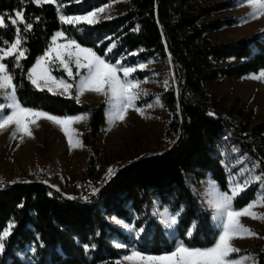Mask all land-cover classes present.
Masks as SVG:
<instances>
[{
    "label": "trees",
    "instance_id": "obj_1",
    "mask_svg": "<svg viewBox=\"0 0 264 264\" xmlns=\"http://www.w3.org/2000/svg\"><path fill=\"white\" fill-rule=\"evenodd\" d=\"M113 1L58 0L66 15L85 14ZM234 1L128 0L129 7L123 14L76 29L60 21L54 4L0 0V14L6 21L9 15L15 16L16 10H22L25 20L33 24L30 31H25L23 23L18 24L24 37L22 47L27 50L21 66L13 67L14 56L4 61L14 73L20 101L26 107L57 116L87 113L88 129L82 141L91 150V163L99 154L97 137L106 123L105 103L97 107L89 102L77 103L75 91L72 96L53 94L36 89L27 79L28 69L45 53L56 31H65L106 59L134 52L123 59L124 64L160 58L172 65L180 80L161 96L171 114L165 148L120 166L98 194L89 199L66 198L35 174L0 184V233L13 225L0 264H122L123 250L114 245L115 239L154 255L174 250L178 241L189 247L213 246L219 231L212 210L193 190L191 181L210 174L221 190L228 191V173L219 151L225 137L251 163L264 160V120L255 125L253 112L238 104L227 106L206 88L208 82L222 77H243L264 70V54H260L264 53V38L246 36L227 43L207 36L235 23L233 18L209 19ZM14 36L15 28L10 24L0 28V42H11ZM106 36L112 39L106 40ZM113 42L117 47L106 53ZM135 76L143 78L145 73L136 71ZM261 170L264 164L256 173ZM257 190V185L248 188L235 199L234 207H245L255 199ZM156 202L180 213L173 237L166 234L152 210ZM112 216L145 227L146 231L139 240L132 241L111 223ZM191 226L194 230L187 236ZM92 244L95 249L90 247ZM84 245L89 249L85 250ZM257 264H264V246L257 253Z\"/></svg>",
    "mask_w": 264,
    "mask_h": 264
},
{
    "label": "rangeland",
    "instance_id": "obj_2",
    "mask_svg": "<svg viewBox=\"0 0 264 264\" xmlns=\"http://www.w3.org/2000/svg\"><path fill=\"white\" fill-rule=\"evenodd\" d=\"M106 5L108 6L106 11L99 14L101 19H109L106 17L113 18L123 14L128 9L129 2L128 0H116ZM252 11L253 8L247 0H235L231 7L209 18H233L235 23L207 36L215 42L227 43L236 42L246 36L264 38V17L251 18L249 13ZM134 54V52L129 53L119 59L123 63L124 58ZM138 63L147 65L143 70L137 69V71L145 73L143 78L135 76L136 72L131 74L136 79L146 80L141 87L147 90V95L142 94L140 100L137 101V105L143 108V116L134 110H129L124 121L114 122L111 115V105L107 103V98L104 95L85 92L80 96L81 102H89L94 107L99 106L102 102L105 103L106 123L97 137L99 154L96 156L94 163L90 161L91 150L82 141V134L88 129V116L79 121H74L70 125L74 140L81 141V145L77 147L69 145L68 137L60 125L46 118H40L36 124L31 125L34 135L32 138L25 136L23 141L19 139L21 134H17L15 138L13 137L12 133L15 131V126L8 125L0 130V184L28 179L32 174H35L39 180L50 185L55 193L71 199H85V197L89 199L99 193L102 186L121 168L120 166L140 157L161 152L166 145L165 131L171 117L169 110L162 104L161 96L171 86L178 85L180 80L173 71L172 65L160 58L152 57L146 60H138L136 64ZM73 71L75 72V68H73ZM259 73L260 71L243 77H222L208 82L206 88L227 106L231 107L238 104L247 111L253 112L254 124L257 125L264 120V77H260ZM253 74L259 78H253ZM53 75H64L68 79L66 73H63L59 66L54 68ZM165 81H167V86H165ZM0 102H5L2 97H0ZM147 105H152V107ZM4 111L7 112L8 109ZM219 151L228 173V179L232 175L241 182L244 179L251 181V176L254 173L257 174L256 169L251 172L242 173L240 171L242 168L251 169L252 163L228 137L223 139ZM110 168L113 170L111 174L108 172ZM210 180L213 179L208 174L202 179L192 180L191 186L212 210L214 226L220 232V220L209 203L214 196L213 187L207 183ZM253 185L258 186L254 199L257 206L253 211L264 213V185L251 181V186ZM92 188H97L99 191L93 193ZM152 210L164 225L166 234L173 237L176 234V226H166L163 222L168 219L169 213L173 212L167 206H160L159 202L154 204ZM113 217L116 216L109 217L111 223L119 227L132 241L140 239L134 232L114 223ZM118 219L125 223L128 222L121 218ZM240 221L258 235L234 239L233 244L240 249V252L233 257L240 258L248 254H255L254 259L257 264V253L264 246V220L244 215L240 217ZM113 243L123 250L120 258L122 264H137L136 261L123 260V257L130 255L133 249L139 251L135 245L125 244L118 239H115ZM119 244H124L126 247H120ZM245 264H253L252 259L246 260Z\"/></svg>",
    "mask_w": 264,
    "mask_h": 264
},
{
    "label": "snow or ice",
    "instance_id": "obj_3",
    "mask_svg": "<svg viewBox=\"0 0 264 264\" xmlns=\"http://www.w3.org/2000/svg\"><path fill=\"white\" fill-rule=\"evenodd\" d=\"M74 2L80 3L81 0H74ZM247 2L253 8V11L249 13L251 18L264 17V0H247ZM34 3L37 5L54 4L60 21L76 29H80L82 25L94 26L98 24L101 20L99 14L104 13L108 7L107 5L98 7L82 15H66L62 11L64 5L58 0H34ZM35 19L39 20V17ZM18 21L24 24L25 31L33 29V24L25 20L22 10H16L15 16L9 15L7 21L5 15L0 14V28L6 29L9 24L15 28L13 41L0 42L4 45L0 47V97L5 101L0 102V130L8 125H14L13 137L15 138L17 134H21L19 139L23 141L25 136L33 137L31 125L36 124L40 118H46L60 125L68 137L69 145L77 147L81 145V141L74 140L70 125L74 121L84 119L88 115L87 113L81 116H57L40 109L26 107L18 97L14 73L9 69L8 64L4 62L6 57L14 56L15 64L13 67L19 68L21 59L26 58L27 50L22 47L24 37L20 34L21 29ZM138 28L139 26L134 31ZM86 35H90V33H86ZM105 39L111 40L112 38L106 36ZM100 43H103V41H100ZM116 47V43L113 42L107 46L105 52L112 53ZM56 66H59L63 73H66L68 79L64 75H53ZM146 67L147 65L144 63L130 66L114 57L106 59L105 56L98 54L93 47L84 46L75 37L70 36L63 30H58L51 37V43L44 55L37 58L31 68L28 69L27 79L36 89L41 91L46 89L53 94L72 96L73 89H75L77 103H80V96L85 92L104 95L107 98V103L111 105V115L115 122L124 121L129 110L144 115L143 108L137 105V101L140 100L142 94L147 95V90L141 87L146 80L141 81L131 74L135 73L138 68L143 70ZM73 68H75V72ZM259 76L264 77V70L260 71ZM253 78L259 77L253 74ZM165 86H167V81H165ZM147 106L152 107V105ZM5 109H8V111L5 112ZM262 164H264V160H257L252 163L251 169L242 168L240 171L242 173L251 172L260 169ZM112 171L110 168L108 170L109 174ZM251 181L264 184V170L259 171L258 174L254 173L251 176ZM251 181L244 179L241 182L230 175L228 191L221 190L214 180L207 181L214 190L213 199L209 203L220 220L219 227L221 229L213 246L204 248L189 247L183 241H178L174 250L164 254L149 255L133 249L130 255L123 257V260L136 261L137 264H245L246 260L252 259L253 264H256L255 254H248L240 258L233 257L234 253L240 252V249L233 244L234 239L258 235L254 230L243 225L240 217L247 215L254 219L264 220V213L253 211L257 206L256 200L250 201L242 209L234 207L235 199L251 186ZM98 191L99 189L92 188L93 193ZM179 217V212L169 213L168 219L163 222L166 226L178 227ZM112 220L118 226L134 232L137 237H140L146 231L145 227L134 225L131 222L125 223L116 217H113ZM12 227L13 225L9 224L0 233V255L5 253L6 237L10 235ZM193 230L194 226H191L186 230V235L191 236ZM118 246L126 247L124 244ZM90 247L95 249L96 245L92 244ZM84 248L88 250L89 245H84ZM32 251L34 252L35 248Z\"/></svg>",
    "mask_w": 264,
    "mask_h": 264
},
{
    "label": "water",
    "instance_id": "obj_4",
    "mask_svg": "<svg viewBox=\"0 0 264 264\" xmlns=\"http://www.w3.org/2000/svg\"><path fill=\"white\" fill-rule=\"evenodd\" d=\"M119 169H120V168H119ZM119 169H118V170H119ZM118 170H117V171H118ZM117 171H116V172H117Z\"/></svg>",
    "mask_w": 264,
    "mask_h": 264
}]
</instances>
